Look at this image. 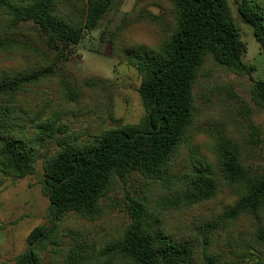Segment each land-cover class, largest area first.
<instances>
[{
	"label": "trees",
	"instance_id": "trees-1",
	"mask_svg": "<svg viewBox=\"0 0 264 264\" xmlns=\"http://www.w3.org/2000/svg\"><path fill=\"white\" fill-rule=\"evenodd\" d=\"M65 1L0 0V53L15 49V32L22 23L31 22L43 46L60 61L65 50L99 26L113 0H69L84 5L79 15H69ZM166 1L171 23L160 41L124 52L125 61L141 77L142 119L105 130L86 142L68 137L59 143V150L43 166L42 188L51 225L30 233L29 248L17 256L16 264H41L38 247L54 239L58 223L67 216L99 219L102 198L133 172L162 185L177 184L178 190L154 204L145 196L127 194L128 225L116 238L85 251L81 257H87L86 264H244V258L253 256L249 250L257 251L256 246L264 250V170L246 166L229 140L215 144L212 165L196 158L191 171L177 177L172 173L194 124L193 86L205 57L212 55L238 76H249L253 68L242 62L245 45L227 0ZM237 12L264 54V0H239ZM142 14L150 22L160 19ZM41 71L51 68L0 70V173L11 179L33 174L38 145L55 136L51 121L39 126L36 135L15 131L19 95L44 77ZM251 82L253 101L264 114V82ZM225 191L231 200L221 213L198 221L171 224L165 220L166 212H191ZM240 221L249 223L250 238L236 248L243 252L229 259L220 238Z\"/></svg>",
	"mask_w": 264,
	"mask_h": 264
},
{
	"label": "rangeland",
	"instance_id": "rangeland-1",
	"mask_svg": "<svg viewBox=\"0 0 264 264\" xmlns=\"http://www.w3.org/2000/svg\"><path fill=\"white\" fill-rule=\"evenodd\" d=\"M238 2L227 0L245 45L242 62L253 71L249 76H238L216 63L212 55L205 57L193 86L194 124L173 165L174 177L191 171L196 158L212 165V150L221 139L236 146L246 166L264 170V114L251 92L252 80L264 82V54L251 28L241 21ZM63 7L69 15H79L84 9L82 3L72 4L69 0ZM143 12L160 19L150 22ZM170 23L166 0H113L99 26L65 50L60 61L43 46L34 24L19 26L20 31L13 36L17 47L0 53V70L31 71L47 65L51 71H41L44 77L19 95L15 131L36 135L39 126L51 121L55 136L38 145L33 174L11 179L0 173V264H16L17 256L29 248L30 233L51 225L42 188L43 166L59 150V143L68 137L86 142L105 130L137 124L142 119L145 112L138 94L141 77L125 61L124 52L156 45ZM175 190L177 184L162 185L134 172L127 175L102 198L103 214L99 219L86 221L70 215L58 223L54 239L38 247L41 264H86L87 257L82 259L85 251L116 238L128 225L127 194L145 196L154 204ZM230 200V193L225 191L191 212H166L165 220L171 224L202 220L221 213ZM250 230L248 222L240 221L222 233L220 246L227 258L243 252L236 248L250 238ZM256 250L248 251L253 256L244 258V264H264V255L260 254L264 250L258 246Z\"/></svg>",
	"mask_w": 264,
	"mask_h": 264
}]
</instances>
